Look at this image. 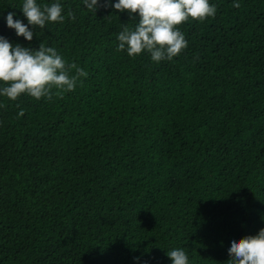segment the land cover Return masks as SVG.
<instances>
[{"label": "trees", "instance_id": "16d2710c", "mask_svg": "<svg viewBox=\"0 0 264 264\" xmlns=\"http://www.w3.org/2000/svg\"><path fill=\"white\" fill-rule=\"evenodd\" d=\"M58 2L64 22L29 42L5 19L27 24L23 0H0V36L87 72L62 96H0V264H172L173 248L227 264L264 228V0H209L215 17L182 24L187 48L159 63L117 51L138 19L116 0Z\"/></svg>", "mask_w": 264, "mask_h": 264}, {"label": "clouds", "instance_id": "9594fccd", "mask_svg": "<svg viewBox=\"0 0 264 264\" xmlns=\"http://www.w3.org/2000/svg\"><path fill=\"white\" fill-rule=\"evenodd\" d=\"M111 0H83L88 11L95 13L99 7H108ZM239 8V2H234ZM111 7L117 13L127 12L130 19H138L134 28L124 25L117 36V51H126L129 57L143 52L150 54L153 62L171 61L188 46L180 26L190 19L203 22L214 18L216 6L209 0H116ZM27 24L14 20V12H9L7 27L14 29L16 35L31 42L33 28L41 29L49 23H63V6L58 2L38 4L37 0H23L20 9ZM67 17L75 20L69 10ZM31 26V28H29ZM87 72L76 63H68L53 47L40 42L38 50L13 45L0 36V96L16 101L22 95L35 100L51 99L55 94L62 96L74 91ZM19 107V105H17ZM21 109L18 116H23ZM227 264H264V228L257 234L233 240L228 248ZM172 264H189V257L182 248H173L166 254ZM138 259V258H137Z\"/></svg>", "mask_w": 264, "mask_h": 264}]
</instances>
